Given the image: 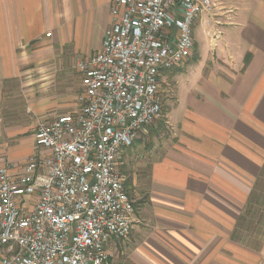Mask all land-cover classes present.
I'll use <instances>...</instances> for the list:
<instances>
[{
	"label": "crops",
	"instance_id": "0c3cea01",
	"mask_svg": "<svg viewBox=\"0 0 264 264\" xmlns=\"http://www.w3.org/2000/svg\"><path fill=\"white\" fill-rule=\"evenodd\" d=\"M111 1L0 0V167L21 173L37 123L76 109L79 94L46 93L45 70L70 44L100 50ZM211 1L172 77V139L142 175L138 222L106 247L116 264H264V0Z\"/></svg>",
	"mask_w": 264,
	"mask_h": 264
},
{
	"label": "built area",
	"instance_id": "2783aa9c",
	"mask_svg": "<svg viewBox=\"0 0 264 264\" xmlns=\"http://www.w3.org/2000/svg\"><path fill=\"white\" fill-rule=\"evenodd\" d=\"M212 8L111 1L100 50L76 65V109L37 123L21 173L0 167V264H107L108 243L138 222L120 155L162 117V77L192 56L194 21Z\"/></svg>",
	"mask_w": 264,
	"mask_h": 264
},
{
	"label": "rangeland",
	"instance_id": "374dc122",
	"mask_svg": "<svg viewBox=\"0 0 264 264\" xmlns=\"http://www.w3.org/2000/svg\"><path fill=\"white\" fill-rule=\"evenodd\" d=\"M196 37V36H194ZM200 44V43H198ZM65 66L51 67L49 70H45V76L49 73L51 77H46L44 81L50 83L46 88V93L54 94L61 100H68L67 96L75 99V97L81 93L80 87V74L74 66L77 61L84 55V51L76 48L74 44H70V47L66 49ZM197 55V43H194V49L192 52V58L186 61L180 67L173 68L162 77L160 86V99L162 104V117L150 125L146 126L137 136L133 144L124 149L119 158V170L124 178V187L128 193L130 199L133 202L134 208L142 203L146 199V193L143 190V174L146 168H148L150 162L164 149V145L171 138V127L166 118V111L172 103V89L173 81L172 77L178 73L183 66L191 61ZM51 80V82H50ZM259 213L256 212L253 216H257ZM258 230V228H256ZM129 236V235H128ZM128 238V237H127ZM126 239V238H125ZM118 239V240H125ZM118 261L122 264H128L129 258L126 255L118 256ZM107 264H116L109 257Z\"/></svg>",
	"mask_w": 264,
	"mask_h": 264
}]
</instances>
